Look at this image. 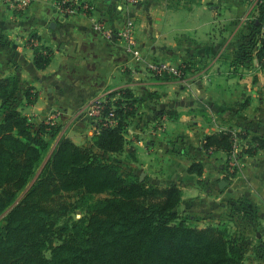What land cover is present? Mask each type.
Instances as JSON below:
<instances>
[{
    "label": "crops",
    "instance_id": "crops-1",
    "mask_svg": "<svg viewBox=\"0 0 264 264\" xmlns=\"http://www.w3.org/2000/svg\"><path fill=\"white\" fill-rule=\"evenodd\" d=\"M88 1L93 15L108 21L110 37L84 13L66 14L53 0H0V76L14 74L21 89L38 92L33 103L22 100V111L34 122L51 119L78 145L97 149L90 119L79 110L95 96L129 87L137 100L123 129L122 149H134L128 170L158 186L176 183L178 210L198 226L236 223L232 235L246 242L243 264H264V151H242L252 136L264 135V64L258 45L246 47L261 0ZM126 19L139 60L115 34ZM32 34V43L53 52L43 68L33 61ZM154 57L182 64V74L147 75L146 61ZM225 129H243L247 137L237 144L233 168L225 150L201 145L204 135ZM194 162L199 171L188 169ZM239 198L256 214L243 215Z\"/></svg>",
    "mask_w": 264,
    "mask_h": 264
},
{
    "label": "trees",
    "instance_id": "trees-1",
    "mask_svg": "<svg viewBox=\"0 0 264 264\" xmlns=\"http://www.w3.org/2000/svg\"><path fill=\"white\" fill-rule=\"evenodd\" d=\"M259 9L247 48L256 46L264 22V3ZM31 39L36 35L28 40L34 64L43 68L52 49ZM260 42L256 56L264 64V39ZM37 96L32 85L21 89L16 75L0 76V264H243L245 240L232 235L224 221L198 226L193 216L179 211L182 191L176 183L147 182L109 158L123 148V129L135 110L137 99L129 87L105 94L101 112L112 111L117 121L97 123L91 134L97 149L60 134L55 122L30 120L22 107ZM235 137L246 133H208L201 145L230 153ZM55 138L47 161L28 185ZM258 149L264 151V135L252 136L242 151ZM200 165L194 162L188 169L199 171ZM100 193L106 195L95 198ZM238 202L244 212L252 209L244 199ZM75 209L81 210L77 217Z\"/></svg>",
    "mask_w": 264,
    "mask_h": 264
},
{
    "label": "built area",
    "instance_id": "built-area-1",
    "mask_svg": "<svg viewBox=\"0 0 264 264\" xmlns=\"http://www.w3.org/2000/svg\"><path fill=\"white\" fill-rule=\"evenodd\" d=\"M56 4L60 6L63 12L65 13H72L76 11L81 12H87L90 14L92 12V4L88 0H83L78 2L77 0H53ZM63 3H66V5L62 6ZM90 17L92 18L93 16ZM93 26L96 29H102L106 31L108 35H112L111 29L108 27L107 23L105 24L104 19L100 18H92ZM127 24L125 27L116 30L117 37L119 36L122 41H124L130 50L138 57V50L135 47L136 39L134 35L133 30V23L131 19H128ZM256 45L261 44V39H264V22L259 27L257 33H256ZM36 44V43H35ZM182 64H172L168 61H159V60H152L147 62L146 69L149 71L152 75H158V76H176L179 77L182 74ZM106 99L105 97H96L92 101L89 102V107L86 111L90 118L92 119V122H94L93 128L96 129V125L98 122L103 120V123H107L110 125H114L117 121V119L113 116V112L110 111L109 113L103 115L101 112V108L103 107ZM48 121H51V119H48ZM233 148L231 150L230 154V161H229V168H233L234 165H236L237 159H236V151L239 146L236 145V141H234ZM263 204H264V197H263ZM264 210V208H263Z\"/></svg>",
    "mask_w": 264,
    "mask_h": 264
},
{
    "label": "rangeland",
    "instance_id": "rangeland-1",
    "mask_svg": "<svg viewBox=\"0 0 264 264\" xmlns=\"http://www.w3.org/2000/svg\"><path fill=\"white\" fill-rule=\"evenodd\" d=\"M15 3V2H14ZM264 3V0H261L260 1V4L262 5ZM260 5V6H261ZM76 12H81V11H76ZM65 13V12H64ZM73 13V12H72ZM81 13H84L85 15H87V17H89L90 19H91V21H92V18H100V17H97V16H94L93 15V13L92 12H90V14H91V16H93L92 18L90 17V14H88L87 12H81ZM66 14H70V13H66ZM257 17V16H256ZM262 18L264 19V14L262 15ZM101 19V18H100ZM128 19H126L123 23H122V25H120V27L119 28H117V30H119V29H121V28H123V27H125L126 26V24H127V21ZM132 20V19H131ZM104 22H105V24L107 23V25H108V21L106 20V19H104ZM92 26H93V21H92ZM109 26V25H108ZM93 28H94V26H93ZM94 29H96V28H94ZM96 30H99V31H101V32H103L106 36H108V37H110V35H108L107 33H106V31H104V30H102V29H96ZM133 30H134V32H135V29H134V25H133ZM112 31V30H111ZM112 33H113V31H112ZM135 35V34H134ZM118 38H119V36H118ZM135 39H136V36H135ZM119 40L121 41V43H122V45H123V47L127 50V51H129V53H131L137 60H139L138 58H139V56H140V52H139V46H138V43H137V40H136V43H135V47L137 48V50H138V57H136V55L132 52V50H130V48L128 47V45L124 42V41H122V39H120L119 38ZM152 60H160V59H158V58H156V57H154V59H150V60H147L146 61V64H147V62H149V61H152ZM141 61V60H140ZM169 63H171V62H169ZM144 65L145 64H143V67H144ZM144 70L146 71L147 69H146V65H145V67H144ZM148 74L147 75H152L149 71H146ZM158 77V76H157ZM172 77V75H168V76H159V78H163V79H166V80H169L170 78ZM166 88H167V86H165ZM156 91V90H155ZM263 91V90H262ZM262 91H260V93L262 92ZM170 92V90H169V87L166 89V93H169ZM118 93L117 94H115V96L114 97H118ZM262 96H264V94L262 95ZM96 97H105V95H99V96H95V97H93L92 99H91V101L94 99V98H96ZM114 97H112V98H114ZM88 107H89V103H87L84 107H82L80 110H79V112L80 111H82V113L83 114H85V115H87V117H89V119H90V126L93 128V123L94 122H92V119L90 118V116L88 115V113H86V111H87V109H88ZM171 113L172 111H168V113ZM29 113V112H28ZM29 116H30V114H28ZM27 115V116H28ZM28 116V117H29ZM128 119V118H127ZM48 120V119H47ZM35 123H38V122H35ZM95 128H93V130H94ZM235 131H239V132H243L244 130L243 129H234ZM62 132V129H60V132L59 133H61ZM92 133H93V131H92ZM47 137V136H46ZM128 137H130V136H128ZM128 139V138H127ZM55 140H56V138L52 141V143H51V145H50V148H49V150L46 152V154H44V156L42 157V160L39 162V164L37 165V167H36V169H35V171H34V173H33V175L30 177V180H29V182H28V185L31 183V182H33V180H35V178H36V176H37V174L39 173V171L41 170V168L43 167V165H44V163L47 161V159H48V157H49V154H50V151H51V149L53 148V146H54V144H55ZM235 141H236V145L237 144H240L239 142H241L243 145H244V143H245V141H247V137H235V139H234ZM249 142V141H248ZM235 143V142H234ZM244 147V146H243ZM124 150H126V149H122L121 151H116V152H111V153H109V158L110 159H112V160H114V161H118V162H120L121 163V166H122V168L125 170V171H130V170H128V167H129V165H128V159L126 158V157H130V156H134V149L132 150H126V151H124ZM228 153V152H227ZM229 154V153H228ZM229 157V156H228ZM139 174V173H138ZM142 178H144V176L142 177ZM27 187V186H26ZM26 187H24L23 189H21L19 192H18V194H17V197H16V199H19L22 195H23V193H24V191H25V189H26ZM106 194L105 193H100V194H97V195H95V198H97L98 196H105ZM69 199H71V198H69ZM180 211V210H179ZM264 212V211H263ZM244 214L243 215H254V214H256V212H254V210L253 209H248L247 210V212H243ZM73 214H74V216H79L80 214H81V210L80 209H75L74 211H73ZM3 215V214H2ZM259 220V219H258ZM261 221V220H260ZM259 221V225H262V224H260L261 222ZM228 225H229V227H228V230H229V232L231 233V232H233L234 230H237V224L236 223H233V224H231V223H228ZM255 229H258V227H256V226H254L253 228H252V237L254 238L255 237V234H254V230Z\"/></svg>",
    "mask_w": 264,
    "mask_h": 264
},
{
    "label": "water",
    "instance_id": "water-1",
    "mask_svg": "<svg viewBox=\"0 0 264 264\" xmlns=\"http://www.w3.org/2000/svg\"><path fill=\"white\" fill-rule=\"evenodd\" d=\"M142 177H143V174L141 173V174L139 175V178L142 179Z\"/></svg>",
    "mask_w": 264,
    "mask_h": 264
}]
</instances>
